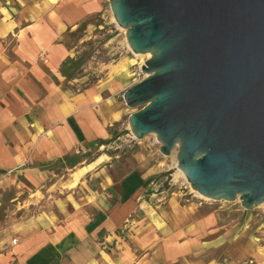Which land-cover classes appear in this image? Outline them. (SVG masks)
Instances as JSON below:
<instances>
[{
    "label": "crops",
    "instance_id": "obj_1",
    "mask_svg": "<svg viewBox=\"0 0 264 264\" xmlns=\"http://www.w3.org/2000/svg\"><path fill=\"white\" fill-rule=\"evenodd\" d=\"M106 3L0 0V191L30 186L26 202L38 203L53 166L106 139L124 115L121 96L128 87L122 81L77 91L62 87L61 66L73 57L64 34L100 14ZM75 175L65 198L53 200L55 211L16 220L0 239V264H172L182 238L190 254L214 246V240L200 241L208 234L189 215L183 229L175 227V200L159 205L142 200L145 176L116 183L100 169L91 175L98 187L75 196L83 184L82 175L73 187ZM164 215L171 221L167 228Z\"/></svg>",
    "mask_w": 264,
    "mask_h": 264
},
{
    "label": "water",
    "instance_id": "obj_2",
    "mask_svg": "<svg viewBox=\"0 0 264 264\" xmlns=\"http://www.w3.org/2000/svg\"><path fill=\"white\" fill-rule=\"evenodd\" d=\"M146 77L123 101L137 140L177 147L192 190L264 204V0H108Z\"/></svg>",
    "mask_w": 264,
    "mask_h": 264
},
{
    "label": "rangeland",
    "instance_id": "obj_3",
    "mask_svg": "<svg viewBox=\"0 0 264 264\" xmlns=\"http://www.w3.org/2000/svg\"><path fill=\"white\" fill-rule=\"evenodd\" d=\"M63 43L71 50L74 63H79L72 80L63 78V88L72 91L91 86L103 88L111 82L122 81L129 89L146 77L140 67L151 55L148 58L132 53L126 43L125 31L117 26L112 17L108 0L103 11L87 19L84 27L79 25L67 31ZM138 110L140 108L126 107L119 122L108 130L106 139L89 146L84 154L73 157V162L56 163L51 170L54 176L49 177L50 181L47 180L36 195L40 200L38 203L26 202L30 186L23 178L21 183L27 186L25 190L10 188L0 191V239L8 235L16 220L55 211L53 200L65 198L74 173L77 174L73 187L79 182L80 168L101 158L87 171V182L84 180L87 172L80 178L82 189L77 190L75 196L86 193V187H98V179L91 175L100 169L103 170V177L116 183L125 176H145L141 191L143 201L159 205L169 199L175 200L179 210V213L175 212V227L178 225L183 229L191 217L196 219L199 231L208 234L203 235L200 241L214 240L213 247L198 248L192 254L184 248V239L178 240L180 245L175 252L178 254L172 264H264V204L245 210L239 197L234 202L213 201L192 190L177 166V147L169 156H163L160 153L161 144L154 134H148L141 140L133 137L128 118ZM90 176L92 179L88 180ZM54 182L58 183L56 187L49 188ZM23 205L24 208H21ZM171 209L166 211L172 212ZM162 219L169 221L163 224L167 228L171 221L167 215ZM205 220H210V223L203 225Z\"/></svg>",
    "mask_w": 264,
    "mask_h": 264
},
{
    "label": "trees",
    "instance_id": "obj_4",
    "mask_svg": "<svg viewBox=\"0 0 264 264\" xmlns=\"http://www.w3.org/2000/svg\"><path fill=\"white\" fill-rule=\"evenodd\" d=\"M87 23V20L80 24L81 27H84ZM79 67V63H74L73 59H67L61 66V76L65 78L67 81L72 80L76 70ZM101 141V140H100ZM75 158L73 157H65L63 158V162H73ZM75 164V163H74ZM75 165H72V167Z\"/></svg>",
    "mask_w": 264,
    "mask_h": 264
},
{
    "label": "bare ground",
    "instance_id": "obj_5",
    "mask_svg": "<svg viewBox=\"0 0 264 264\" xmlns=\"http://www.w3.org/2000/svg\"><path fill=\"white\" fill-rule=\"evenodd\" d=\"M146 57H148L149 58V54L147 53V54H144ZM143 56V55H142ZM84 174V172H82L79 176H82Z\"/></svg>",
    "mask_w": 264,
    "mask_h": 264
},
{
    "label": "built area",
    "instance_id": "obj_6",
    "mask_svg": "<svg viewBox=\"0 0 264 264\" xmlns=\"http://www.w3.org/2000/svg\"><path fill=\"white\" fill-rule=\"evenodd\" d=\"M123 232V231H122ZM123 234V233H122Z\"/></svg>",
    "mask_w": 264,
    "mask_h": 264
}]
</instances>
